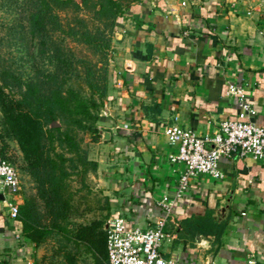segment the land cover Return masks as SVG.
<instances>
[{
  "label": "crops",
  "instance_id": "crops-1",
  "mask_svg": "<svg viewBox=\"0 0 264 264\" xmlns=\"http://www.w3.org/2000/svg\"><path fill=\"white\" fill-rule=\"evenodd\" d=\"M264 0H139L116 21L109 90L88 157L113 214L151 227L158 202L174 192L183 164L172 162L164 128L213 133L237 118L240 87L264 115ZM200 174L165 223L161 253L178 264H264V157L219 163ZM199 237V239H197ZM0 194V264H35Z\"/></svg>",
  "mask_w": 264,
  "mask_h": 264
},
{
  "label": "trees",
  "instance_id": "trees-1",
  "mask_svg": "<svg viewBox=\"0 0 264 264\" xmlns=\"http://www.w3.org/2000/svg\"><path fill=\"white\" fill-rule=\"evenodd\" d=\"M1 1L25 20L26 30L39 44L40 56L48 55V61L40 65L36 60L30 63L26 79L22 80L23 71L14 70L11 78L6 74L1 77L4 86L15 85L18 89L19 97H15L5 95L0 86V103L7 128L23 155L20 168L32 177L45 207L42 213L37 212L38 205L30 196L15 219L21 222L22 235L36 246L50 238L56 240L65 264H76L67 243L78 241L93 252L97 264H108L106 230L98 231L99 222L75 229L60 221L68 219L72 208V173L76 171L86 186L87 173L96 171V162L89 159L88 150L81 145L79 131L89 132L90 141H96L99 111L109 90L108 52L116 21L129 4L139 0H126L125 4L122 0ZM62 11H70L71 20L63 23L59 15ZM81 11L93 13L98 22L95 30H90L79 16ZM17 33L19 41H26L20 31ZM69 41L85 45L98 59L77 57ZM73 80L79 83L78 88ZM56 120L61 125L50 126ZM5 151L6 143L2 142L0 156L7 160Z\"/></svg>",
  "mask_w": 264,
  "mask_h": 264
},
{
  "label": "built area",
  "instance_id": "built-area-1",
  "mask_svg": "<svg viewBox=\"0 0 264 264\" xmlns=\"http://www.w3.org/2000/svg\"><path fill=\"white\" fill-rule=\"evenodd\" d=\"M264 37V28L260 31ZM228 92L235 95L238 108L237 118L222 120L213 133L196 134L177 124L164 128L169 144L176 145V151L169 154L172 162L183 164L174 192L164 195L158 202L160 214L151 227L139 224L128 226L125 219L109 216L105 222L108 264H178L172 258H165L160 249L164 226L171 216L176 202L187 192L190 180L200 174L222 178L219 163L234 156L264 157V115L262 123L252 118L257 114L240 87L228 84ZM20 178L13 164L0 156V194L11 218L19 212L17 198L20 193ZM214 264V263H209ZM244 264H258L249 257Z\"/></svg>",
  "mask_w": 264,
  "mask_h": 264
},
{
  "label": "rangeland",
  "instance_id": "rangeland-1",
  "mask_svg": "<svg viewBox=\"0 0 264 264\" xmlns=\"http://www.w3.org/2000/svg\"><path fill=\"white\" fill-rule=\"evenodd\" d=\"M79 1V0H77ZM123 4L127 1L122 0ZM63 23L71 20L73 14L70 11H62L59 13ZM81 18H84L87 26L90 30H95L97 27V20L94 19L93 13L81 11L79 13ZM19 12L17 14L11 8H8L0 0V86L5 95H13L19 97L18 89L15 85L4 86L1 79L2 74H6L11 78V73L13 70L15 72H24L22 75L23 79L28 77L27 71H30V63L36 60L38 65L42 64L43 60L48 61V55H41L39 53V44L35 37H33L29 31L25 28V20H21ZM21 32L22 38L24 37L26 41H19V35L17 32ZM69 46L72 47L74 53L77 57L84 56L93 61L97 60V56L93 55L89 49L83 44H78L76 42L69 41ZM108 78L111 69V49L108 52ZM46 57V58H44ZM34 62V61H33ZM17 76V75H16ZM14 82V80H13ZM78 82L73 80V86L78 88ZM106 99L104 100L105 103ZM104 105V104H103ZM102 109V108H101ZM101 110L99 111V116ZM58 120L51 122L50 126H60ZM8 125L5 123L4 113L2 110V105L0 103V134L2 139H0V145L2 142L6 143V159L9 160L16 168L18 176L20 178V193L17 198L18 207L25 203L26 198L33 197L36 201L38 208L37 212L42 213L45 210L44 204L41 198L38 197L36 193L35 182L32 177L23 172L20 166L23 163L22 152L19 148L18 142L13 137L11 131L8 130ZM90 133L79 131V138L81 139V145L89 150L91 144ZM72 173L69 178V189L72 192V198L70 203L72 208L69 213V217L66 221H60L63 224L67 223L68 228H79L80 226L87 225L92 221L100 223L99 230L104 231L105 222L107 218L113 214V210L110 208L108 199L103 195L102 187L98 186V182L94 177L95 171H89L84 179V183L80 181L79 174ZM50 219H46L45 222L49 223ZM65 242V241H64ZM66 243V242H65ZM74 255V262L76 264H97L93 256V252L87 250L84 244L81 242L67 243ZM59 243L53 238L48 239L44 243L36 246L35 252V264H65L63 252L58 250ZM58 254V255H57ZM96 254H100L96 251Z\"/></svg>",
  "mask_w": 264,
  "mask_h": 264
},
{
  "label": "water",
  "instance_id": "water-1",
  "mask_svg": "<svg viewBox=\"0 0 264 264\" xmlns=\"http://www.w3.org/2000/svg\"><path fill=\"white\" fill-rule=\"evenodd\" d=\"M197 239H199V237H197Z\"/></svg>",
  "mask_w": 264,
  "mask_h": 264
}]
</instances>
